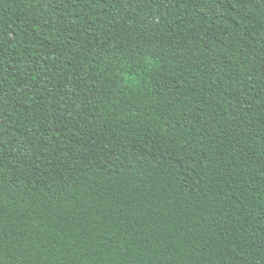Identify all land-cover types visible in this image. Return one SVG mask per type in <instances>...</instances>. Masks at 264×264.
Masks as SVG:
<instances>
[{"label": "trees", "instance_id": "1", "mask_svg": "<svg viewBox=\"0 0 264 264\" xmlns=\"http://www.w3.org/2000/svg\"><path fill=\"white\" fill-rule=\"evenodd\" d=\"M0 264H264V0H0Z\"/></svg>", "mask_w": 264, "mask_h": 264}]
</instances>
